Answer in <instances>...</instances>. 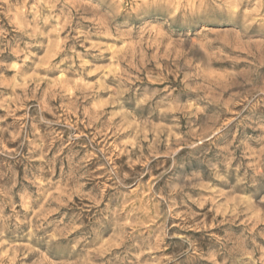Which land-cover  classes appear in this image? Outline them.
Listing matches in <instances>:
<instances>
[{"label":"clouds","instance_id":"obj_1","mask_svg":"<svg viewBox=\"0 0 264 264\" xmlns=\"http://www.w3.org/2000/svg\"><path fill=\"white\" fill-rule=\"evenodd\" d=\"M0 264H264V0H0Z\"/></svg>","mask_w":264,"mask_h":264}]
</instances>
